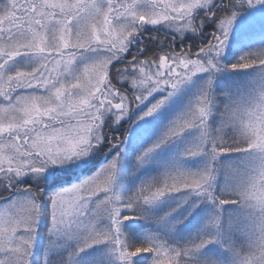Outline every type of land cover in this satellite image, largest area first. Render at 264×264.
I'll list each match as a JSON object with an SVG mask.
<instances>
[{
	"label": "snow or ice",
	"instance_id": "obj_1",
	"mask_svg": "<svg viewBox=\"0 0 264 264\" xmlns=\"http://www.w3.org/2000/svg\"><path fill=\"white\" fill-rule=\"evenodd\" d=\"M0 264H264V0H2Z\"/></svg>",
	"mask_w": 264,
	"mask_h": 264
},
{
	"label": "rangeland",
	"instance_id": "obj_2",
	"mask_svg": "<svg viewBox=\"0 0 264 264\" xmlns=\"http://www.w3.org/2000/svg\"><path fill=\"white\" fill-rule=\"evenodd\" d=\"M0 2H2V0H0ZM245 71H251V70H245Z\"/></svg>",
	"mask_w": 264,
	"mask_h": 264
}]
</instances>
